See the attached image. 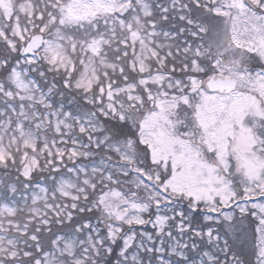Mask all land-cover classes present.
Segmentation results:
<instances>
[{"label": "snow or ice", "instance_id": "snow-or-ice-1", "mask_svg": "<svg viewBox=\"0 0 264 264\" xmlns=\"http://www.w3.org/2000/svg\"><path fill=\"white\" fill-rule=\"evenodd\" d=\"M0 264H264V0H0Z\"/></svg>", "mask_w": 264, "mask_h": 264}]
</instances>
